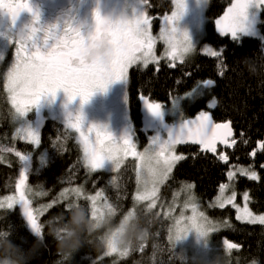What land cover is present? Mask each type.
Here are the masks:
<instances>
[{
	"label": "trees",
	"instance_id": "obj_1",
	"mask_svg": "<svg viewBox=\"0 0 264 264\" xmlns=\"http://www.w3.org/2000/svg\"><path fill=\"white\" fill-rule=\"evenodd\" d=\"M146 7L154 30L160 27L161 18L174 10L172 0H148ZM232 0H208L206 10L205 42L216 51H221V58L209 57L196 52L192 57L175 67H170L167 60L151 63L147 67H134L129 74V92L132 97V112L137 114L140 98L159 102L166 107L173 101L184 99L193 90L212 79L213 86L205 88L204 94L189 103L182 102V116L188 118L190 112L207 110V103L216 101L210 115L215 123L232 124L236 144L229 148L217 146V153L201 151L199 145H178L176 151L185 158L173 169L171 177L164 183L157 207L150 212L146 205L134 207L136 190L134 165L127 161L115 173L97 171L89 173L83 166L82 151L75 134L65 136V126L58 120L44 122L38 147L33 144L13 142L15 127L12 122L13 111L6 100L0 104V148H14L22 154H30L27 164L28 186L32 190L30 199L32 208H44L39 216L42 224V244L32 254L27 264H198L184 254L168 240L169 228L173 226V215L165 216L169 210V198L191 184L197 203L205 215L218 230L210 234L214 244L228 240L239 245L226 256L228 264H264V225H253L238 220L236 210L231 207L208 208L219 192V185L224 183L238 193H247L250 209L255 214H264V150L259 148L264 143V9L260 13V31L262 38L241 37L233 41L230 36H221L215 27V20L223 15ZM252 58L260 65L256 74L250 73L243 63L244 58ZM223 64L221 68L217 65ZM221 69L223 75L220 74ZM203 87V86H202ZM1 88V86H0ZM12 128V129H11ZM256 151V156L251 153ZM223 153L229 156L228 164L218 159ZM43 157L45 164L42 165ZM0 199L15 195V183L24 167L14 152H0ZM41 166V167H40ZM246 167L257 172L258 180H249L237 174L229 181L227 172L234 168ZM115 178L116 183L112 180ZM81 187L87 195H95L103 190L107 201L117 208V214L110 221L116 226L128 211L135 208L136 217L142 226L150 231V238L145 243L143 252L139 245L126 257L117 254L105 255L106 247L101 244L105 229L102 227L91 235L85 234L83 247L75 252L71 260L59 252L57 241L49 235V225L59 227L67 221L68 203L75 202L83 206L91 216L89 201L75 197L59 201L60 193L65 188ZM56 201V203H53ZM47 205H52L47 207ZM0 232H5L8 239L24 253H29L37 244L38 236L30 228L23 214L21 205L12 209L0 210ZM212 243V244H213ZM226 253V252H224ZM223 253V254H224Z\"/></svg>",
	"mask_w": 264,
	"mask_h": 264
},
{
	"label": "snow or ice",
	"instance_id": "obj_2",
	"mask_svg": "<svg viewBox=\"0 0 264 264\" xmlns=\"http://www.w3.org/2000/svg\"><path fill=\"white\" fill-rule=\"evenodd\" d=\"M207 4V0H203ZM140 10H133L131 19H122L113 22L102 16L99 6L94 12L95 27L87 34L79 27H73L72 23L65 22L62 30H57L55 25L42 28L39 27L40 15L31 5V0H0V14H5L14 25L21 13L28 12L33 17V25L23 30L26 36L16 39L15 58L10 68L4 74V90L8 94V101L14 109V118L20 120L34 108L40 105L43 98L52 97L55 99L57 92L63 91L69 103L79 98L81 109L87 104L90 98L97 92H104L116 82L127 83L129 68L136 64H143L147 67L150 63H159L155 53L156 40H162L166 45L165 56L172 61L170 67H175V61L185 63V58L195 51L192 40L187 31H180L177 27L186 9L185 0H173L175 10L171 15L163 16V26L160 29L159 37L152 34V21L146 11L148 0H139ZM264 9V0H232L231 4L224 11L223 15L215 20V27L221 36H230L233 41H239L241 35L252 34L254 17L250 15V9ZM43 33L42 47L37 43L39 34ZM49 41H54L49 45ZM101 46H106V51H100ZM205 55L221 58L222 52L211 47L203 48ZM3 57L0 56V60ZM221 64L217 67L221 68ZM223 75V70L220 72ZM214 81L208 79L203 86H213ZM195 91V89L193 90ZM189 96L192 93L188 94ZM144 106L154 117L161 118L162 105L149 102L144 99ZM173 101V107L176 106ZM216 104L213 100L208 107ZM85 117L83 112H78L74 117L68 114L65 124V136L72 132L77 133V143L82 151L83 166L91 173L97 172L105 167L106 162L112 164V171L118 172L124 160L129 156L133 157L137 164L136 193L133 197L136 203L147 202L146 210L151 211L157 207L159 200L160 186L164 184L173 172L176 164L184 159L183 155L176 154V146L179 144L191 143L199 145L201 151L217 153V145L233 147L236 140L231 139L233 129L230 123H214L212 116L205 111L199 113L194 120H184L177 128L169 129L166 139L160 135L151 138L150 145L142 152L137 151V145L133 142L132 136L125 133L118 141L108 130L107 126L92 124L84 127ZM22 139L27 143L39 146L41 135L39 131L33 130L30 125H24L16 129L13 139ZM264 150V143L259 145ZM0 152H14L24 167L19 173V179L15 183V195L6 196L0 200V209H12L14 205H21L23 214L32 231L42 235V224L39 216L43 215V208L33 209L32 201L29 198L31 189L28 186L27 164L30 154H22L14 148H0ZM256 151L251 155L256 156ZM2 159V158H0ZM218 159L228 164L229 156L221 153ZM264 167V165H262ZM239 174L246 176L249 180H258L256 171L246 167L234 168L227 172L229 181L235 179ZM112 183L116 180L113 178ZM194 187L187 185L188 189ZM228 184H220V195L217 197L216 207L224 208L231 205L236 209L237 219L253 225H264V215L254 214L248 206V194L243 199L245 204L240 208L235 203L236 192L230 195ZM75 197L76 200L83 198L90 202L91 217L102 224L105 217H113L117 214V208L107 201L103 190L97 191L95 195H87L83 188H65L60 193V198L69 200ZM56 203V201H53ZM77 204L68 203L67 208ZM52 205H47L51 207ZM191 211L186 216L185 211ZM172 209L165 213L168 217ZM136 216L135 208L123 216L120 224L127 223ZM218 230L214 224L199 209L195 203V197L189 195L188 201L184 204L179 217L174 218V225L169 228L168 240L174 246L176 243L195 231L198 237L207 238L209 234ZM61 231H63L61 229ZM0 232V236H6ZM224 250L229 255L233 250H238L237 243L223 241ZM105 255L117 254L126 257L132 250L121 249L117 244V233L113 232L107 238ZM145 243L139 245V251L143 252ZM252 264H258L253 259Z\"/></svg>",
	"mask_w": 264,
	"mask_h": 264
},
{
	"label": "flooded vegetation",
	"instance_id": "obj_3",
	"mask_svg": "<svg viewBox=\"0 0 264 264\" xmlns=\"http://www.w3.org/2000/svg\"><path fill=\"white\" fill-rule=\"evenodd\" d=\"M31 5L34 10L39 12V27L46 28L55 25L59 31L63 29L65 22L67 21L71 22L73 26L79 27L85 34L94 23L93 12L97 9V6H99L102 16H108L114 9L122 10L126 14H129V8L137 11L140 10L139 0H31ZM32 25L33 17L28 12L21 13L14 25L9 17L5 14H0V56L3 57V59L0 60V104L2 103V100L3 102L6 100V96L3 91L4 74L7 69L11 67L15 58V44L10 41H15L18 38L20 31L26 30ZM39 37L40 39L37 43L42 47L43 33H40ZM53 43L54 41H49V45ZM134 67L138 66L133 65L129 68L127 83L122 81L121 85H110L104 92L97 91L87 103L90 106L89 109L85 108L86 104L81 109V102L79 98H77L78 104L73 103L69 106L62 104L63 102L58 101L56 97L55 99L47 97L43 98L40 105L29 112L27 117L33 122L39 117H41L44 122L49 119L58 120L59 118L67 120L68 114H72L74 117L78 112L82 111L85 117V128L90 126L92 122L88 117L95 115L100 119H112L115 123V128L110 130V132L118 141L125 135V133L132 136L133 142L139 141L141 135H146L148 132H158L159 134L163 133L167 136L168 130L173 129L174 125V123H172L173 118L169 114H165L162 111L164 113L162 119L152 116L145 108L144 100L140 98L138 101L139 107L137 114L133 115V99L128 86L130 70ZM97 95H101V97ZM179 100L181 105L183 98ZM149 102L155 101L149 100ZM112 104L114 106H112ZM161 105L166 108L165 105ZM208 105L209 103L206 105L207 110L203 111L210 114L211 108H209ZM117 107L126 112V119L118 120L119 114L116 111ZM199 113V111L195 110L194 112H190L191 116L188 118L183 117V119L194 120ZM143 116H146V122L143 121ZM97 122L101 125L99 121ZM28 123H30V121H28ZM30 125H33V123ZM141 125L144 126L146 130L139 128Z\"/></svg>",
	"mask_w": 264,
	"mask_h": 264
},
{
	"label": "rangeland",
	"instance_id": "obj_4",
	"mask_svg": "<svg viewBox=\"0 0 264 264\" xmlns=\"http://www.w3.org/2000/svg\"><path fill=\"white\" fill-rule=\"evenodd\" d=\"M185 2H186L185 13L182 16V18L180 19V21L178 22L177 27L179 28L180 31H187L188 32L189 37L192 40V43H193L194 47L196 48L195 51H193L191 54H189L185 58V60H186L187 58L192 57L196 52H199V53L205 55L204 52H203V48L205 46L211 47V48H213V47L210 44H207L205 42V38H206V31H205L206 10H207L208 4H205L203 2V0H185ZM174 10H175V6H174ZM261 10L262 9H260V10L250 9V15L252 17H254V23H253V27H252V34H250V35H241L240 38L244 37V36L252 37V38H262L261 31H260V26H259L260 25V13H261ZM146 11H147V9H146ZM166 15H171V13L166 14ZM162 26H163V17L161 18L160 27H159V29L157 31L154 30V27L152 25V34H153L154 37H157V38L159 37L160 29H161ZM165 52H166L165 43L162 40L157 39L156 40V47H155V53H156L157 57L158 58L159 57H165V58H162V59L167 60L168 62H172V61H170V60H168L166 58ZM162 59H159V60H162ZM175 62H179V61H175ZM136 66L144 67L143 64H136ZM121 84H122V81H119V82L113 83L111 85L113 86V85H121ZM3 91L6 94L7 99H8V94L4 90V88H3ZM204 91H205V88L200 86L194 92H192L191 96L187 95L184 99L187 102L191 103L196 98L201 97L204 94ZM56 98H57L58 101L63 102L62 104H66V105H69V106H71L73 103L74 104H78V102H77L78 99H75L74 101L69 103L68 100H67V97H66V95H65V93L63 91L57 92ZM184 99H183L182 102H184ZM175 101L177 102L175 107H173V103L169 107H166V108L162 106V111L165 114H169L173 118V120H172V123H174L173 129L177 128L180 125V123L182 122V118H183V116H182V107L180 105V100H175ZM9 104H10V102H9ZM113 104H115V103H113ZM113 104H112V106H114ZM10 106H11V104H10ZM89 107H90L89 104L85 105V108L89 109ZM12 111H13V118H12L11 121L16 123L18 125V127H21V126H24V125H30V124L33 123V125H30L32 127V129L36 130V131H39V133H40L41 128L43 126V122H44L43 119H41V117L35 119L34 122L30 118H28L27 115L22 117L20 120H17V119L14 118V109H12ZM116 111L119 114L118 115V117H119L118 120H123V119L127 118L126 112L123 111L121 108L117 107ZM164 113H163V115H164ZM88 118L92 121L91 125L92 124L99 125L98 122H97V121H99V123L102 126H107L109 131L113 130L115 128V125H114L115 123H114V121L112 119H108V118H103V119L101 118L100 119V118H98L95 115L91 116V117H88ZM58 120L65 126V124H66V120L65 119L59 118ZM28 121H30V123H28ZM143 121L146 122V116H143ZM120 122H122V121H120ZM139 128H141L142 130H146V128L144 126H142V125ZM16 129H17V127H15V129H14V136L16 134ZM72 133L75 134L74 136L76 138L78 134L75 133V132H72ZM156 135H160V137L162 139H166L167 138L166 135H164L163 133L159 134L158 132H150V133L148 132V133H146V135H141L140 140L135 142L136 145H137V151H141L142 152L145 148H147L150 145V143H151V138L156 136ZM13 137H11L13 142H17V143H20V144L21 143H25V144H29L30 145V143H27L25 140H22V139H19V138L13 139ZM33 146L34 147H38V146H35V145H33ZM176 148H177V146H176ZM176 154L179 155L177 153V151H176ZM45 161H46L45 157H43V161H42V165L41 166H43L46 163ZM127 161H130L134 165V178H135V174H136L135 173V166L137 164V161L133 157L129 156L127 159L124 160L123 165ZM123 165H122V167H123ZM111 169H112V164L110 162H106L105 163V167L103 169L99 170V171H104V172L112 173V174L117 173V172H113ZM91 173H93V172H91ZM135 182H136V180H135ZM163 185L164 184H162L160 186L159 197L161 196L160 194H161V189H162ZM232 191H234V190L232 189L231 186H229V189H228V191L225 194L226 195H230ZM235 192H236V201H235V203L240 208H243V206L245 204L243 196H244L245 193L244 192L238 193L236 190H235ZM135 193H136V190H135ZM189 195L194 196L192 188L188 189L187 187H184L182 190H180L175 195H173V194L170 195L169 198L170 199H171V197H173V198L170 201V203L168 205L169 207H167V210H169V208L172 209L171 214L173 215V225H174V218L179 217L180 212L183 210L184 204L188 201ZM219 195H220V192H218V195L212 201H210L207 204L208 208H219V207L215 206L216 205V201H217V197ZM70 198H72V197H70ZM3 199L4 198H2L0 200H3ZM58 200L59 201H63V199L60 198V196H59ZM195 203L199 206V209L201 211H203L201 209V206L197 203L196 199H195ZM247 203H248V206H249V209H250V200L249 199H248ZM141 204H145L146 205L147 202L136 203V204H134V207H137V206H139ZM15 206L16 205H14V207ZM225 207L226 208L227 207L233 208L231 205H226ZM41 208H43V207L40 206V207H37L36 209H41ZM6 209L7 208H2L0 210H6ZM43 210H44V208H43ZM236 214L238 215L237 211H236ZM185 215L186 216L191 215L190 209L185 211ZM257 215H264V214H257ZM111 219H113V217H111ZM120 222L116 226H118L120 224ZM116 226H114V227H116ZM102 227H104V226H102ZM106 231H107V229H105V233H106ZM209 237H210V234H209V236L207 238L198 237L197 233L195 231H193V232H190L186 238L178 241L176 243V245L182 250V252L184 254L186 253V254L190 255V258H192V260L196 261L198 264H215V260L217 259V257L223 255V253L225 252L224 245H223V241L221 243H218V244H214L212 242L213 243L212 244L210 242ZM226 264H228V263L226 262Z\"/></svg>",
	"mask_w": 264,
	"mask_h": 264
},
{
	"label": "clouds",
	"instance_id": "obj_5",
	"mask_svg": "<svg viewBox=\"0 0 264 264\" xmlns=\"http://www.w3.org/2000/svg\"><path fill=\"white\" fill-rule=\"evenodd\" d=\"M252 9L256 8L253 7ZM133 10L134 9L129 8V14H126L122 10L114 9L108 16L104 17L113 22L125 18L131 19ZM73 27L75 28L76 26ZM94 27L95 21L90 26L87 33L93 31ZM25 36L26 33L22 30L17 39H22ZM100 51H106V46H101ZM243 63L252 74H256L260 68L257 61L252 58H244ZM110 221L111 217L106 216L103 223L99 224L98 221L93 220L92 217L89 216V213L83 206L74 204L69 209L67 221L63 223L59 229L56 224L49 225V235L52 236L53 239H56L59 252L68 260H71L73 254L83 247L85 234L91 235L102 226L107 227L106 233L101 238V244L103 246H106L107 238L110 237L113 232L117 233V244L122 250H132L135 246L146 243L150 238L149 229L142 226L136 216L127 223L119 224L116 227H111ZM61 229L63 231H61ZM41 244L42 238L38 236L37 244L33 246V249L30 250L29 253H24L18 246L14 245L7 236H0V264H27L32 254L39 249ZM227 255L228 253H224L217 257L215 264H226Z\"/></svg>",
	"mask_w": 264,
	"mask_h": 264
},
{
	"label": "water",
	"instance_id": "obj_6",
	"mask_svg": "<svg viewBox=\"0 0 264 264\" xmlns=\"http://www.w3.org/2000/svg\"><path fill=\"white\" fill-rule=\"evenodd\" d=\"M97 96H100L101 97V95H97ZM214 122V121H213ZM215 123V122H214ZM228 123H230V122H228ZM231 124V123H230ZM231 127H232V124H231ZM233 137V136H232ZM232 137H231V139H232ZM188 144H190V143H185L184 145H188ZM220 144H218L217 146H219ZM220 146H225V145H220Z\"/></svg>",
	"mask_w": 264,
	"mask_h": 264
}]
</instances>
